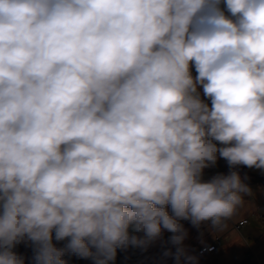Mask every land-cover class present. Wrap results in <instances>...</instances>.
<instances>
[{
  "label": "clouds",
  "instance_id": "1",
  "mask_svg": "<svg viewBox=\"0 0 264 264\" xmlns=\"http://www.w3.org/2000/svg\"><path fill=\"white\" fill-rule=\"evenodd\" d=\"M240 166L264 171V0H0V264L164 232L199 264L182 222L246 223Z\"/></svg>",
  "mask_w": 264,
  "mask_h": 264
},
{
  "label": "crops",
  "instance_id": "2",
  "mask_svg": "<svg viewBox=\"0 0 264 264\" xmlns=\"http://www.w3.org/2000/svg\"><path fill=\"white\" fill-rule=\"evenodd\" d=\"M238 170L242 176L246 175L248 179H254L252 182L246 181L253 194L244 196L245 204L240 209V216L242 219H247L246 223L238 227V221L230 220L228 221L229 227L220 233L214 230L208 222L199 226L189 221L182 222L187 233L183 247L189 255L198 258L199 264H238L248 251L250 239L255 240L264 233V171L243 166H240ZM228 171L226 161L221 159L215 167L205 170V178L218 172L227 173ZM170 235L171 233L164 232L162 238L150 244L146 249L129 247L123 251L118 250L117 257H129L133 264H176L174 255H165L166 252L171 251L174 254L176 251L175 246L169 242ZM211 244H216L214 251L205 254L198 253L200 247ZM259 256L261 260H258L264 261V256ZM71 264H92V261L77 257L76 261Z\"/></svg>",
  "mask_w": 264,
  "mask_h": 264
},
{
  "label": "built area",
  "instance_id": "3",
  "mask_svg": "<svg viewBox=\"0 0 264 264\" xmlns=\"http://www.w3.org/2000/svg\"><path fill=\"white\" fill-rule=\"evenodd\" d=\"M247 222V219H244ZM243 224L238 223V227L242 226ZM220 242V240H219ZM24 244H20L17 246L16 251L18 253L21 252L22 247ZM216 249V244L206 245L199 248V254H205L206 252H212ZM69 264V263H68ZM114 264H133L132 259L129 257H117ZM239 264H264V261H259L252 252V249L249 248V251L242 256Z\"/></svg>",
  "mask_w": 264,
  "mask_h": 264
},
{
  "label": "rangeland",
  "instance_id": "4",
  "mask_svg": "<svg viewBox=\"0 0 264 264\" xmlns=\"http://www.w3.org/2000/svg\"><path fill=\"white\" fill-rule=\"evenodd\" d=\"M54 244H56L57 247H63V244L65 242H56L55 240L53 241ZM250 246L248 247V251L249 248L252 249L253 254L255 255V257L259 260H261L259 257V255L264 256V233L262 236L256 238L255 240L250 239ZM64 259L67 260V262L69 261V263H74L77 259V256L74 255H67L64 257Z\"/></svg>",
  "mask_w": 264,
  "mask_h": 264
},
{
  "label": "trees",
  "instance_id": "5",
  "mask_svg": "<svg viewBox=\"0 0 264 264\" xmlns=\"http://www.w3.org/2000/svg\"><path fill=\"white\" fill-rule=\"evenodd\" d=\"M254 179L249 178L247 181L252 182ZM21 255L25 257V264H35L33 257V249L29 244H24L20 252ZM239 264V263H238Z\"/></svg>",
  "mask_w": 264,
  "mask_h": 264
},
{
  "label": "water",
  "instance_id": "6",
  "mask_svg": "<svg viewBox=\"0 0 264 264\" xmlns=\"http://www.w3.org/2000/svg\"><path fill=\"white\" fill-rule=\"evenodd\" d=\"M169 242H170V241H169ZM169 242H168V244H169ZM168 244H167V246H168ZM167 246H166V247H167Z\"/></svg>",
  "mask_w": 264,
  "mask_h": 264
}]
</instances>
